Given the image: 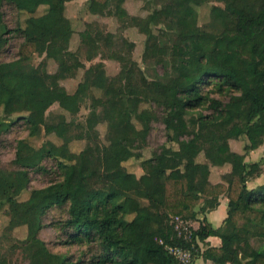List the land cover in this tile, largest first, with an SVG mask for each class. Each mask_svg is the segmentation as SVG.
I'll list each match as a JSON object with an SVG mask.
<instances>
[{
    "label": "trees",
    "instance_id": "obj_1",
    "mask_svg": "<svg viewBox=\"0 0 264 264\" xmlns=\"http://www.w3.org/2000/svg\"><path fill=\"white\" fill-rule=\"evenodd\" d=\"M86 1L70 5L66 0H0V36L11 32L4 20L6 4L26 15L24 25L14 29L23 39L18 57L9 63L10 74L0 85L4 113L0 134L24 119L30 136L39 135L42 127L48 126L52 129L46 134L62 139L60 144L47 140L38 147L25 138L18 140L14 160L18 168H0V176L8 183L28 181L32 171H47L44 162L53 160L60 179L53 182L50 198L40 200L39 213L66 206L67 218L61 223L68 235L65 243L96 247L90 264H184L165 248L168 243L192 244L178 236L172 217L199 219L201 204L219 195L228 198L224 225L215 227L206 217L200 219L194 232L195 256L200 254L212 264H264V183L249 186L264 173V156L258 161L247 160L252 151L264 146V0H218L223 5H212L209 21L202 26L199 8L211 0H160L146 16L132 15L129 24L123 22V29L137 27L145 35L146 61L154 56L157 42L167 49L166 57L154 58L157 64L173 55L182 34L200 29V34L185 43L187 53L199 56L184 62V75L176 89L175 68L173 74L156 73L152 78L137 64L125 75H109L102 61L87 68L83 52L89 61L101 53L121 63L133 57L134 42L107 32L97 22H88L80 32L78 50L58 51L75 33L71 12L116 16L125 2ZM231 10L240 13L234 15ZM45 15L53 20L49 33L40 20ZM222 38H229L224 46L233 51L231 54H214ZM34 54L43 56L38 65L32 63ZM48 60L57 64L55 71L47 69ZM81 69H85L83 79L70 93L62 81L74 78ZM28 77H42L44 83L31 86ZM153 80L163 85L164 92L157 91ZM211 84L230 93L229 100L223 103L204 93L205 85ZM61 93L70 96L61 112L47 114L36 107L37 100L53 105ZM88 102L90 112L78 122L76 117ZM153 103L163 107L162 121L170 145L141 160L144 175L138 177L124 163L142 158L141 152L122 159V151L135 145L143 148L146 140L133 133V128L150 129L153 109L148 105ZM206 105L213 110L211 114L195 113ZM100 123L106 125L104 138ZM73 140H85V146L75 152L70 146ZM233 140H244L243 148L234 149ZM168 150L180 153L175 168L164 153ZM224 166L230 170L223 181L213 182L212 169ZM70 182L74 191L66 192ZM34 203L33 190L26 200L0 191V211L7 207L10 216ZM210 236L220 237L221 245H207ZM253 240L257 254L243 259L239 247ZM200 243L205 244L203 251ZM16 250L29 264L57 263V255L46 242L34 236L28 241L17 240L8 251L0 244V264ZM67 261L64 257L62 264Z\"/></svg>",
    "mask_w": 264,
    "mask_h": 264
},
{
    "label": "rangeland",
    "instance_id": "obj_2",
    "mask_svg": "<svg viewBox=\"0 0 264 264\" xmlns=\"http://www.w3.org/2000/svg\"><path fill=\"white\" fill-rule=\"evenodd\" d=\"M68 4H83L87 3L86 0H66ZM160 0H125L124 6L120 7L116 11V16H92L86 11L83 14H76V10L71 12L73 18L74 35L67 37L64 44L58 49L63 51L66 49L78 50L80 46V32L85 29L88 22H97L107 32L114 34L123 35L128 40L135 43L132 50V60L126 63L118 62L112 58H108L99 54L93 60H87L82 55V60L86 67H90L92 64L98 62H104L106 71L109 75L122 74L125 75L134 71L135 64L138 67L144 69L149 77H153L156 73L160 75H170L174 73L176 69L177 78L174 81L173 87L176 89L179 87L183 75H184V62L197 60L199 54L187 53L185 43L194 39L198 34L201 33L200 29H195L188 33H184L177 39L173 48V55H169V59L165 63H155L154 58L166 57L167 49L162 45L161 42H157L153 57L149 58L148 61L144 59V46L146 37L142 34L137 27H126L122 28V24H129L132 15L146 16L154 8L159 6ZM212 5H223L218 0H211L199 8V24L202 26L209 21V11ZM4 20L11 32L0 36V85H3V81L6 76L10 74L9 63L18 57L19 46L23 39L14 32V29L18 25H24L26 15L19 13L14 6L6 4L3 8ZM43 10L39 11V13ZM232 14L238 15L239 10H231ZM229 38H222L217 41V47L214 54L221 55L223 51L231 54V49L225 48L224 43ZM43 60V56L34 54L32 63L34 65L40 64ZM57 64L48 60L47 69L49 71H55ZM85 69H81L74 78H67L62 81V84L66 89L73 93L78 83L83 79ZM43 79L42 77H39ZM44 81V80H43ZM157 91L164 92V87L158 81L153 80ZM212 90V91H211ZM203 92H209L210 96L214 99L221 100L223 103L227 102L230 98V93L220 92L215 84L205 85ZM134 99V95L132 94ZM70 101V96L66 93L58 95V100L53 105L40 104V108H43L48 114L49 112L56 113L61 112L63 106H66ZM153 109V113L149 115L150 118V129L147 131H137L133 128V133L140 135L146 140L143 148L140 149L138 145L124 148L122 151V159H126L129 156L135 155L139 151L142 154L140 159H130L124 163L127 169L131 172L136 173L138 177L144 175L142 168L140 167V161L151 157L155 152H159L164 145H170L167 139V132L165 124L162 121L163 107L157 106L156 104L148 105ZM90 112L89 102L82 105L78 115L77 121H84L88 113ZM212 109L208 108L207 105L200 107L195 110L196 114H211ZM0 118H4V113L0 108ZM15 118V117H12ZM136 122V121H135ZM126 125L131 127L129 120L125 119ZM137 123V122H136ZM140 126V125H138ZM52 128L43 126L41 133L37 136H30L27 124L24 119H20L16 122L10 130L0 134V168L6 171L15 170L18 166L15 164V154L17 142L20 139H27L36 147L41 146L45 141L52 140L53 142L60 144V139L54 133L46 134ZM101 136L104 138L106 135V125L100 123L98 125ZM245 139V138H243ZM245 141H232V147L242 149ZM71 149L75 152H79L85 146V140H73L70 144ZM176 147V145H173ZM170 156L172 161V167L175 168L180 163V153L171 150L164 152ZM264 156V148L261 147L250 153L248 161H258ZM204 156L200 155L199 160H203ZM47 171H32L30 179L17 180L13 183H8L0 176V191L16 194L20 200H26L30 196L31 191H34V198L36 203L31 205L25 210L18 212L17 214L10 216L7 207L0 211V244L3 246L5 251L10 249L11 244L18 241H28L34 236L40 237L48 245L49 249L57 255V263L62 264L64 257L68 258V264H90L92 255L96 252V247L89 246L87 244H67L65 241L68 238L67 233L61 226V223L67 218V207H56L49 208L42 215L39 213L41 207L39 205L40 200L46 198L49 199L53 193L52 184L53 182L60 179V175L57 173L56 163L53 160H46L44 162ZM230 170V167L224 166L221 168L212 169V180L213 182L223 181V176ZM253 181L249 184L250 187L255 185ZM75 185L73 182L67 184L66 192H73ZM205 213H208L206 209ZM220 215V214H219ZM213 214H210L212 217ZM220 217V216H218ZM217 218H212L214 224L217 223ZM256 242L253 240L239 247V253L243 259H250L257 254ZM1 264H29V261L25 259L21 251L16 250L12 254H8L7 258L4 259ZM193 264H203L202 259L198 258Z\"/></svg>",
    "mask_w": 264,
    "mask_h": 264
},
{
    "label": "crops",
    "instance_id": "obj_3",
    "mask_svg": "<svg viewBox=\"0 0 264 264\" xmlns=\"http://www.w3.org/2000/svg\"><path fill=\"white\" fill-rule=\"evenodd\" d=\"M40 20L44 25V31L46 33H49L53 27V20H52L51 16L45 15V16L41 17ZM26 82L31 86H39V85H42L44 83L43 79H41L39 77H28V78H26ZM40 104H41V102H39L38 100L35 102V105L37 108H40L39 107ZM261 147L264 148V146H261ZM258 149H256V150H258ZM256 150L252 151L251 153H255ZM249 155H248V157H249ZM248 157H247V160H248ZM255 180L259 181V182H255L254 186L263 184L264 183V173L260 177L256 178ZM254 186H252V187H254ZM201 206L203 209H202V213L199 215V219L193 220V224H194V227L196 229L199 228L200 219H202L204 217H206L215 227H220V226L224 225V220L227 217V210H228V198L225 195H219L216 197H212V198L208 199L206 202L202 203ZM206 209L208 210V213H205ZM210 214H213V216L210 217ZM218 216H220V217H218ZM212 218L218 219L216 224H214L212 222ZM205 242L209 246H220L222 243L221 238L218 236H210L209 238H207V240ZM200 244H201V248L203 251L205 249V244L204 243H200ZM198 258L202 259L203 264H212L211 261L205 260L203 258V256L200 254L195 256V259L193 260L192 264Z\"/></svg>",
    "mask_w": 264,
    "mask_h": 264
},
{
    "label": "built area",
    "instance_id": "obj_4",
    "mask_svg": "<svg viewBox=\"0 0 264 264\" xmlns=\"http://www.w3.org/2000/svg\"><path fill=\"white\" fill-rule=\"evenodd\" d=\"M172 222L174 223L175 230L179 237L186 241H190L191 246H185L183 244L168 243L165 244L167 251L177 258L180 262L184 264H190L195 259V254L198 249L194 243V232L196 228L194 227L193 220L185 219L181 216L172 217ZM163 243V241H160ZM201 246V244H200Z\"/></svg>",
    "mask_w": 264,
    "mask_h": 264
}]
</instances>
